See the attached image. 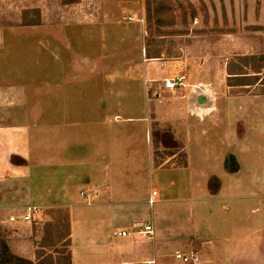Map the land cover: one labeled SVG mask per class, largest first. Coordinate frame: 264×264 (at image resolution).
Returning a JSON list of instances; mask_svg holds the SVG:
<instances>
[{
	"label": "crops",
	"instance_id": "crops-1",
	"mask_svg": "<svg viewBox=\"0 0 264 264\" xmlns=\"http://www.w3.org/2000/svg\"><path fill=\"white\" fill-rule=\"evenodd\" d=\"M65 35H60L65 40L63 47L73 54L69 36ZM43 41V46L34 48L40 59H50L55 72L49 74L44 62L38 78L31 77L32 69L25 68V61H17L19 56L13 51H22L20 46L7 49L0 41V212L22 207L67 210L71 264H181L174 259V253L189 250L199 254V264H264V89L253 92V86L246 94L230 93L233 88L226 86L224 78L216 77L211 65L208 69L203 62L196 68L195 60H189L187 77L180 69L173 74L162 69L160 73L165 76L157 77L161 84L154 87L152 99L145 85L149 79L144 77L145 89L137 92L141 102L144 97L145 103H151V109L140 119L142 124L120 125L113 133L101 131L97 143L98 151L103 152L112 138L119 146H127L137 145L144 135L148 160L153 165L148 174L150 192L143 196L145 179L135 183L123 165L110 160L107 154L97 153V157L86 159L74 154L80 148L79 116H102L104 120L106 116L118 117L123 113L120 101L132 92V86H109L98 107L93 97L80 105L74 90L78 82L72 74V55L67 54L69 61L62 63L57 45ZM27 51L35 52L33 47ZM28 60V64L33 62ZM179 63L183 64L176 62L174 68L180 67ZM141 68L140 63L127 67L115 75H106V80L109 85L120 81L124 85L139 82L140 86L137 74ZM67 71L71 72L68 78L62 76ZM178 76H184V87L166 89L164 80ZM32 84H38V88L32 90ZM198 95L204 96L201 105L196 102ZM220 97L229 106L244 103L249 107L217 109L215 103ZM114 98L116 110L111 108ZM143 105L139 107L140 114ZM203 123L208 130L201 128ZM167 124L174 128L168 129ZM82 131L87 136L85 143L94 152L92 127L85 125ZM152 131L158 146L167 151L163 164L184 156L185 167H155ZM212 131L210 138L214 140L210 142H218L226 150L215 157L219 159L216 161L222 165L232 156L238 166L236 172H228L221 165L215 168L216 176L193 170L192 154L187 148L194 142L201 155L208 154V143H212L202 141ZM11 157L25 164H12ZM155 169L166 170L171 176L161 188L151 182ZM211 179L218 180L215 192L208 187ZM80 183L82 187H78ZM76 187L78 196L83 189L92 194L89 203L81 198L83 206L90 208L87 213L77 211L81 206L75 201ZM154 191L156 195L152 196ZM144 205L149 209L145 210ZM143 223L152 226L149 239L110 235L116 230L132 232Z\"/></svg>",
	"mask_w": 264,
	"mask_h": 264
},
{
	"label": "rangeland",
	"instance_id": "rangeland-1",
	"mask_svg": "<svg viewBox=\"0 0 264 264\" xmlns=\"http://www.w3.org/2000/svg\"><path fill=\"white\" fill-rule=\"evenodd\" d=\"M24 19L26 21L37 20L39 25L21 26ZM147 24L150 25L149 32L146 29ZM3 29L5 30L2 32ZM65 34L69 36L68 40L72 46L73 54L63 47L65 40L61 36H66ZM148 37L151 38V41L161 42H152L153 48L164 50L160 59L148 60L145 58V43ZM45 39L52 45H57L59 54L62 55V57L60 56L62 63L69 61L66 57L67 54L72 55L74 63H72V74L76 76L78 82L74 90H77L79 94L80 105L87 97H93L95 107H98L99 101H102L103 92L107 91L109 86L112 89L132 86L133 93L128 92L120 101L123 105V113H118V117L106 116L104 120L102 116L100 118L90 117V115L79 116L78 147L80 148H76L74 154L85 159L92 155L97 157V153L98 155L107 154L110 160L123 165V169L132 175L130 177L135 180V183L139 184L145 179L146 183L142 191L145 196L151 178L148 174L153 162L150 163L148 160L147 144L143 143L144 135L142 141H139L137 145L129 144L127 146H119L112 138L110 142L109 140L106 142L103 152H99L97 143L101 131L113 133L120 125L142 124L140 119L143 118L145 111L151 109V103H145L144 97L141 102L138 94L140 88L145 89L142 83L144 77L149 79L145 85L148 90L147 95L152 99L154 98V87L161 84V80H157V77L165 76L160 73L162 69H167L169 72L180 69L179 72L187 77L191 68L189 60L196 61V68L204 62L208 69H210L209 65L212 66V71H216L214 73L216 77L225 79L227 86L226 66L231 59L246 55L264 57V0H79V3L72 5H63L61 0H0V41L5 42L7 49L20 46L22 51L18 52L19 50L16 51L14 48L13 53L19 56L17 61H25V68L32 69V78L33 76L38 78L40 67L44 66V62H46L49 74L55 72V67L51 64L50 59H40L37 48H34L45 43L43 41ZM29 47H33L35 52H28ZM141 52L143 56H141ZM21 56L22 58H20ZM29 58L33 59L30 64H28ZM176 62H183V64L179 63L180 67L174 68ZM139 63L142 64V71L137 74V78L141 77L140 86L139 82L124 85L120 81H116L115 84H108L106 75H115L116 72L123 71L127 67H136ZM52 69L54 70L52 71ZM246 72L248 76H253L249 69ZM62 76L68 78L71 76V72H64ZM154 78H156L155 82ZM254 86L256 91L264 89V71L258 76V81ZM37 88L38 84H32V90ZM252 89L254 88L251 87L248 90ZM234 91H243V89L233 88L230 93ZM35 93L37 94V91ZM114 99L112 110H116V99ZM141 104H144L142 114L139 111ZM215 106L217 109L249 107L244 103L229 106L223 97L217 99ZM192 123L194 124V121ZM178 124L183 125V122ZM85 125L92 127L95 138L93 151L95 153L92 152V147L85 143L87 136L82 131V127ZM201 125L204 126L201 127L202 129H209L205 123ZM173 126V124L172 126L167 124L166 127L171 129L174 128ZM213 135L214 132H210V136L208 135L205 141L202 138V142L213 141L214 139L210 138ZM150 136L152 141L154 131ZM211 143L212 146L208 143L211 148L206 155L199 153L198 145H195L194 142L187 148L192 154V157L190 155L191 163L196 173L204 171L203 174H215L216 176L215 168L216 166L220 168L221 163L216 161L219 159L215 157L220 156L226 150L218 142ZM155 151L153 152L152 148L154 165L170 168L177 167L184 161L186 163L183 156L163 164L167 151L160 146ZM221 167L225 168L224 164ZM164 171L154 170V177L151 179L154 187L161 188L171 179V176ZM138 175L142 176L138 178ZM215 180L209 181V189L212 182L213 187L216 185ZM216 181L218 185V180ZM79 186L82 187V183ZM78 187L74 189L75 201L80 203L79 207L81 206L77 211L87 213L90 208L83 206V201L89 203L92 200V194L83 189L79 190V197ZM81 193L89 195V199H85ZM29 202L31 203V201ZM144 206L145 210L149 209L147 205ZM153 207L154 210L157 209L156 204ZM54 209L65 210L64 208L42 210L39 218L30 224L8 222L10 217L24 214L25 207L14 212H0V237L5 239L13 254L31 260L33 263L36 262L35 252L41 242V229L44 223L55 216ZM140 219L143 220L144 217ZM60 247L47 248L44 251L56 257L55 251H60Z\"/></svg>",
	"mask_w": 264,
	"mask_h": 264
},
{
	"label": "trees",
	"instance_id": "trees-1",
	"mask_svg": "<svg viewBox=\"0 0 264 264\" xmlns=\"http://www.w3.org/2000/svg\"><path fill=\"white\" fill-rule=\"evenodd\" d=\"M63 5H72L79 3V0H61ZM149 23V19L147 21ZM21 26H36L39 25L38 21L32 20H23L20 24ZM146 29L150 30V25L147 24ZM153 40V39H152ZM162 40V39H158ZM161 43L160 41H151V38L148 37L145 43V58L148 60L151 59H160L161 54L164 52L162 48H153V43ZM169 51H167L168 53ZM169 54V53H168ZM247 69H249L253 76L247 75ZM227 71V86L229 88H238L243 89V91H234V94H246L249 92V88L256 85L258 81V76L264 71V57L261 55H246V56H236L226 66ZM248 90V91H247ZM258 92V91H254ZM262 92V91H259ZM152 148L153 152L158 148V142L152 138ZM155 151V152H156ZM10 162L15 165H24L25 162L17 157H11ZM158 164H155V167H158ZM185 167V161L179 165ZM224 167L228 172H236L237 164L235 159L232 156H229L225 159ZM214 183L216 185L213 187L210 184V191L215 192L218 188L217 181ZM54 217L50 221L44 223L41 229V242L39 248L35 252V260L33 263L31 260L24 259L13 254L4 238L0 237V264H71L70 257V233H69V216L67 211L62 209H54ZM61 246L60 251H55L56 257H53L51 253H46L44 249L47 248H56Z\"/></svg>",
	"mask_w": 264,
	"mask_h": 264
},
{
	"label": "built area",
	"instance_id": "built-area-1",
	"mask_svg": "<svg viewBox=\"0 0 264 264\" xmlns=\"http://www.w3.org/2000/svg\"><path fill=\"white\" fill-rule=\"evenodd\" d=\"M164 86L168 90H173L176 87H184V76H178L176 78L170 80H164ZM81 195L85 199H89V195H85L81 193ZM156 195V191L152 192V196ZM152 204V200L149 201ZM40 216V210L36 207H30L26 210V212L17 217H10L8 219L9 223H21V224H30L34 220L38 219ZM112 235L114 237H128L132 236L137 240L149 239L152 236V226L150 223H143L138 225V228L133 230L132 232L124 231V230H116L113 231ZM174 259L181 264H199L200 257L199 254L194 250H189L187 252L176 251L173 255ZM145 264H154L152 261H148Z\"/></svg>",
	"mask_w": 264,
	"mask_h": 264
},
{
	"label": "water",
	"instance_id": "water-1",
	"mask_svg": "<svg viewBox=\"0 0 264 264\" xmlns=\"http://www.w3.org/2000/svg\"><path fill=\"white\" fill-rule=\"evenodd\" d=\"M197 104L201 105L204 102V96L203 95H198L196 99Z\"/></svg>",
	"mask_w": 264,
	"mask_h": 264
}]
</instances>
